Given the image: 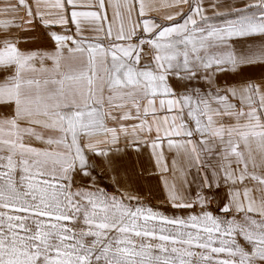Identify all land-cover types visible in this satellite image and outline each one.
<instances>
[{"label": "snow or ice", "instance_id": "1", "mask_svg": "<svg viewBox=\"0 0 264 264\" xmlns=\"http://www.w3.org/2000/svg\"><path fill=\"white\" fill-rule=\"evenodd\" d=\"M0 16V264H264V0Z\"/></svg>", "mask_w": 264, "mask_h": 264}, {"label": "crops", "instance_id": "2", "mask_svg": "<svg viewBox=\"0 0 264 264\" xmlns=\"http://www.w3.org/2000/svg\"><path fill=\"white\" fill-rule=\"evenodd\" d=\"M5 2V0H0V5H2ZM11 2H15V0H11ZM50 3H54L55 0H48ZM160 2H165V0H160ZM207 2V0H206ZM211 9H209V13H211ZM111 14V13H109ZM4 18L3 16H0V19ZM39 36V33H37ZM170 155V154H169ZM143 183V191L144 195L147 200L156 201V202H163L164 200V194H163V187L160 183L159 174L156 175H147L144 178Z\"/></svg>", "mask_w": 264, "mask_h": 264}, {"label": "rangeland", "instance_id": "3", "mask_svg": "<svg viewBox=\"0 0 264 264\" xmlns=\"http://www.w3.org/2000/svg\"><path fill=\"white\" fill-rule=\"evenodd\" d=\"M146 203H150L152 206L159 208L161 211H168L169 206L163 202H156V201H151V200H147L145 201ZM170 214V212L168 213Z\"/></svg>", "mask_w": 264, "mask_h": 264}]
</instances>
